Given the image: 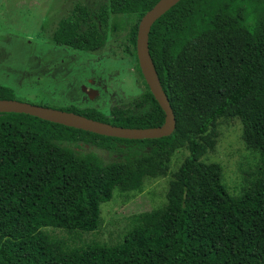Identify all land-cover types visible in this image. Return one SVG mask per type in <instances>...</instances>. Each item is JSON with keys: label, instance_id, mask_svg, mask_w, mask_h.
Returning a JSON list of instances; mask_svg holds the SVG:
<instances>
[{"label": "trees", "instance_id": "16d2710c", "mask_svg": "<svg viewBox=\"0 0 264 264\" xmlns=\"http://www.w3.org/2000/svg\"><path fill=\"white\" fill-rule=\"evenodd\" d=\"M158 1L109 0L94 14L77 4L52 42L95 53L110 15H136L135 53L138 23ZM148 49L175 116L168 137L125 140L0 113V264H264V0H181L152 25ZM0 100H16L14 91L0 86ZM59 110L130 129L165 119L149 88L109 115ZM221 119L239 120L245 148L259 157L238 195L220 164L201 161L215 149ZM182 149L188 156L162 207L129 217L117 244L79 243L99 229L100 206L114 191L165 177ZM96 151L116 158L103 163Z\"/></svg>", "mask_w": 264, "mask_h": 264}, {"label": "rangeland", "instance_id": "374dc122", "mask_svg": "<svg viewBox=\"0 0 264 264\" xmlns=\"http://www.w3.org/2000/svg\"><path fill=\"white\" fill-rule=\"evenodd\" d=\"M108 2L0 0V86L11 88L20 102L52 109L94 108L106 115L113 105L124 106L146 92L148 88L129 41L130 30L137 22L136 15H110L103 29L105 46L95 53L52 42L51 35L58 22L70 15L75 5L80 4L94 14ZM85 92L94 99L85 97ZM217 129L215 149L201 161L220 164L226 189L231 195H238L257 167L259 157L245 148L239 120L221 119ZM96 152L103 163L116 158L112 152ZM187 156V150L177 151L169 163L168 174L145 181L138 192L114 191L113 198L100 206L99 229L81 235L79 243L114 245L121 242L129 228V217L163 206L171 173ZM49 231L65 238L60 230Z\"/></svg>", "mask_w": 264, "mask_h": 264}, {"label": "water", "instance_id": "95a60500", "mask_svg": "<svg viewBox=\"0 0 264 264\" xmlns=\"http://www.w3.org/2000/svg\"><path fill=\"white\" fill-rule=\"evenodd\" d=\"M181 0H159L138 23L136 36V56L143 79L155 101L165 114L164 124L156 128L130 129L94 121L78 114L43 106L32 105L17 100H0V113L24 114L38 119L63 125L96 135L125 139H160L170 136L176 125L175 116L164 93L148 49V36L152 25ZM87 93V92H86ZM89 94V93H88ZM91 98L92 96L89 95Z\"/></svg>", "mask_w": 264, "mask_h": 264}, {"label": "flooded vegetation", "instance_id": "af4514ba", "mask_svg": "<svg viewBox=\"0 0 264 264\" xmlns=\"http://www.w3.org/2000/svg\"><path fill=\"white\" fill-rule=\"evenodd\" d=\"M91 84H92V82H91ZM91 87H92L93 90H96V89H97L95 86H91ZM83 95H84L85 97H86V96L89 97L90 94H88V92H87V93L85 92ZM91 96H92V95H91ZM89 99L93 100L94 97H93V96H92L91 98L89 97Z\"/></svg>", "mask_w": 264, "mask_h": 264}]
</instances>
